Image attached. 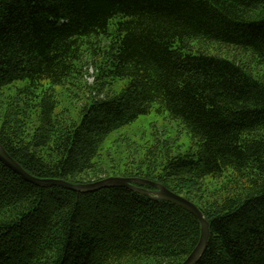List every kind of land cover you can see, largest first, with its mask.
Masks as SVG:
<instances>
[{
	"label": "trees",
	"instance_id": "trees-1",
	"mask_svg": "<svg viewBox=\"0 0 264 264\" xmlns=\"http://www.w3.org/2000/svg\"><path fill=\"white\" fill-rule=\"evenodd\" d=\"M88 54L100 89L60 106L54 88L75 85ZM155 106L197 148L157 141L109 172V136ZM0 143L41 178L161 183L209 222L197 264H264V0H0ZM200 233L174 203L35 185L0 161V264H181Z\"/></svg>",
	"mask_w": 264,
	"mask_h": 264
},
{
	"label": "rangeland",
	"instance_id": "rangeland-1",
	"mask_svg": "<svg viewBox=\"0 0 264 264\" xmlns=\"http://www.w3.org/2000/svg\"><path fill=\"white\" fill-rule=\"evenodd\" d=\"M220 51L226 52L229 56H234L237 59L248 60L251 64L253 63L250 55L242 54L238 50L232 48L223 50L221 48ZM86 59L87 62L83 69L84 75L79 81L75 82V85L67 84L64 87L57 86L54 88L58 94L60 106H66L70 109L76 106L79 107L85 96L91 93L96 94L100 89L101 84L97 81L96 61L89 54L86 55ZM125 83L126 79L118 80L112 86L106 84L105 88L102 89L101 96H105L106 93L111 94L120 91ZM77 96L82 98L79 99ZM1 100L4 102L6 98L2 97ZM156 107L149 114L140 116L130 125L122 127L109 136L101 151L102 162L109 172H113L110 169L111 164L115 165L117 174L125 168L132 167L143 157L144 147L157 144V141L168 140L173 154L197 148L196 139L191 136L183 124L179 120L172 119L167 111H157Z\"/></svg>",
	"mask_w": 264,
	"mask_h": 264
},
{
	"label": "water",
	"instance_id": "water-1",
	"mask_svg": "<svg viewBox=\"0 0 264 264\" xmlns=\"http://www.w3.org/2000/svg\"><path fill=\"white\" fill-rule=\"evenodd\" d=\"M0 161L7 167L12 169L18 175H20L25 181L33 183L35 185H57L71 190L80 192H93L103 188L110 187H127L133 191L143 194L152 200H164L176 205L182 206L193 213L200 222L201 233L199 241L193 251L181 264H197L203 255L210 234L209 222L203 215L199 207L192 201L188 200L181 194H177L174 191L167 188L165 185L139 177H124V176H108L99 180L86 182V183H74L64 179L54 178H41L32 175L25 170L2 146L0 143ZM142 185L153 186L154 189H147Z\"/></svg>",
	"mask_w": 264,
	"mask_h": 264
}]
</instances>
